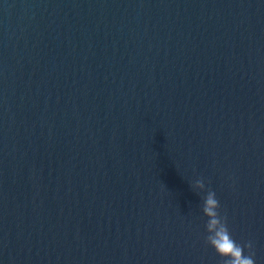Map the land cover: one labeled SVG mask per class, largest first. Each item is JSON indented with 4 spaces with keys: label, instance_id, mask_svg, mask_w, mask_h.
I'll list each match as a JSON object with an SVG mask.
<instances>
[{
    "label": "water",
    "instance_id": "95a60500",
    "mask_svg": "<svg viewBox=\"0 0 264 264\" xmlns=\"http://www.w3.org/2000/svg\"><path fill=\"white\" fill-rule=\"evenodd\" d=\"M209 188L264 264V0H0V264H220Z\"/></svg>",
    "mask_w": 264,
    "mask_h": 264
},
{
    "label": "clouds",
    "instance_id": "9594fccd",
    "mask_svg": "<svg viewBox=\"0 0 264 264\" xmlns=\"http://www.w3.org/2000/svg\"><path fill=\"white\" fill-rule=\"evenodd\" d=\"M191 186L193 189L205 190V183L201 178L195 179ZM219 209L220 202L216 193L207 189L201 206L203 216L207 217L204 225L207 233L204 236L205 244L221 258L220 264H255L252 241L237 242L229 230L227 217L221 215Z\"/></svg>",
    "mask_w": 264,
    "mask_h": 264
}]
</instances>
